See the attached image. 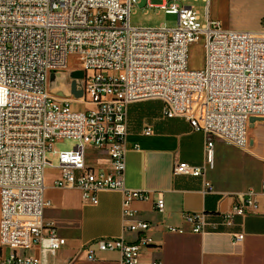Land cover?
I'll return each instance as SVG.
<instances>
[{
  "label": "built area",
  "instance_id": "1",
  "mask_svg": "<svg viewBox=\"0 0 264 264\" xmlns=\"http://www.w3.org/2000/svg\"><path fill=\"white\" fill-rule=\"evenodd\" d=\"M140 1L0 0V264H57L67 242L43 222L51 205L44 196L48 168L59 172L55 186L77 188L94 204L98 193L120 191L123 231L138 235L135 241L121 236L89 242L79 255L96 262L99 254L116 252L118 264H140L142 250L152 246L144 235L152 225L133 219L132 204L152 200V191L124 184L131 104L158 100L165 118H182L204 134L205 164L177 162L172 168L174 176L200 178L204 194L212 191L206 171L214 165L215 140L245 149L250 119L264 117V27L224 29L210 16L211 0H201L202 18L182 4L188 0H147L148 7L177 15V27H131V10ZM199 42L205 60L195 71L188 54ZM70 54L79 56L85 73L79 100L56 97L48 88L50 76L66 70ZM74 102L89 108L74 109ZM65 138L77 144L57 150L54 143ZM89 148L106 152L105 169L88 164ZM154 205L163 211L162 192ZM257 211L248 192L219 222L204 213H185L183 219L192 234L205 235ZM168 231L183 234L181 228ZM243 239L235 235L233 242Z\"/></svg>",
  "mask_w": 264,
  "mask_h": 264
},
{
  "label": "crops",
  "instance_id": "2",
  "mask_svg": "<svg viewBox=\"0 0 264 264\" xmlns=\"http://www.w3.org/2000/svg\"><path fill=\"white\" fill-rule=\"evenodd\" d=\"M210 16L224 29L258 31L264 27V0H211ZM137 107L131 104L128 108L124 184L127 189L152 191V200L132 204L133 219L152 225L144 234L152 246L142 250L140 264H264V119L247 125L245 149L216 140L214 165L206 171L212 191L204 194L200 178L172 174L177 162L205 164L204 134L194 131L182 118H165L162 104L160 117L150 124H134V117L140 114ZM145 126L152 128L148 136L143 133ZM99 152L101 157L95 160L98 164L92 166L105 169L108 156L105 151ZM58 177L57 170L46 172L44 196L51 205L43 214V222L52 224L67 242L55 257L57 264L87 262L79 252L89 242L121 236L127 241L137 239V234L123 231L120 191L100 192L94 204L83 199L77 188L55 186ZM157 192H162V212L155 209ZM248 192L258 202L257 213L236 216L232 226H221L219 232H190L183 219L185 213H204L209 220L219 222L220 216ZM170 227L181 228L183 234L169 232ZM239 234L244 239L234 243V236ZM108 253L116 254L117 259L108 260L101 253L96 262L118 264L119 254Z\"/></svg>",
  "mask_w": 264,
  "mask_h": 264
},
{
  "label": "rangeland",
  "instance_id": "3",
  "mask_svg": "<svg viewBox=\"0 0 264 264\" xmlns=\"http://www.w3.org/2000/svg\"><path fill=\"white\" fill-rule=\"evenodd\" d=\"M153 4H161V1H153ZM184 5H192L195 10L200 12L201 18L203 17L205 11H204V4L200 1L194 2L193 0H188L185 3H182ZM160 25H166L168 28H175L178 25V17L174 14H167L163 10H159L158 8H150L147 5V0H141L139 4H137L134 8L131 10L130 14V26L131 27H159ZM204 49H203V42H199L196 44H193L189 49L188 54V67L191 70H201L204 67ZM80 70V61L79 56L77 54H70L67 57V67L66 70H63L60 72V76L62 77V80L60 78L59 83L62 82V86L60 85L59 90L52 93V95L59 97V98H68L70 94V84H71V77L69 71H75ZM56 78V77H55ZM54 78V79H55ZM53 79V80H54ZM52 81V80H51ZM50 85V83H49ZM49 88V86H48ZM50 91V90H49ZM137 107V109L140 111V114L133 119V123L137 125H143L144 123L150 124L154 121L156 117L161 116V102L158 100H147V101H140L133 103ZM74 109L77 110H86L89 108L88 105H84L79 102H74L72 104ZM264 118V117H261ZM142 128V127H141ZM247 129V138L249 137ZM216 141V140H215ZM77 144V140L74 139H62L58 142L54 143V147L59 151H69L74 148V146ZM86 158L89 159V164L96 165L98 162H96V159H99L100 152L96 149L89 148L86 150ZM54 164H57V160H54ZM51 169L48 168L47 172ZM1 251V250H0ZM34 251H26V255L33 254ZM4 256L9 259L10 257V250L6 249V251L3 252ZM102 255V254H101ZM102 256L108 257V260H116L117 256L116 254H110V253H103ZM77 264H101L99 262H80Z\"/></svg>",
  "mask_w": 264,
  "mask_h": 264
},
{
  "label": "water",
  "instance_id": "4",
  "mask_svg": "<svg viewBox=\"0 0 264 264\" xmlns=\"http://www.w3.org/2000/svg\"><path fill=\"white\" fill-rule=\"evenodd\" d=\"M84 75L85 73L83 70H75V71L70 72V77H71V84H70V94L71 95L70 96H73V98L76 100H79L83 98L84 96V91H83V88L80 82L81 80L84 79ZM55 77H56V74H52L50 76V83L56 79ZM262 119L264 118H251L250 122H255L258 120H262Z\"/></svg>",
  "mask_w": 264,
  "mask_h": 264
},
{
  "label": "bare ground",
  "instance_id": "5",
  "mask_svg": "<svg viewBox=\"0 0 264 264\" xmlns=\"http://www.w3.org/2000/svg\"><path fill=\"white\" fill-rule=\"evenodd\" d=\"M60 73H57L56 74V79L53 81V82H51L50 83V85H49V90H50V92H52V93H54V92H56V91H58L59 90V81H60V75H59ZM61 80H62V77H61ZM62 84V82L60 83V85ZM62 86V85H61ZM51 93V94H52Z\"/></svg>",
  "mask_w": 264,
  "mask_h": 264
}]
</instances>
